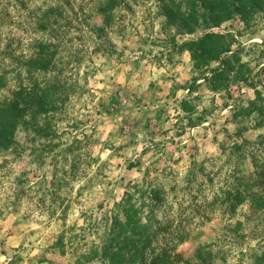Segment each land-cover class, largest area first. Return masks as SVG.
I'll list each match as a JSON object with an SVG mask.
<instances>
[{"label": "rangeland", "instance_id": "obj_1", "mask_svg": "<svg viewBox=\"0 0 264 264\" xmlns=\"http://www.w3.org/2000/svg\"><path fill=\"white\" fill-rule=\"evenodd\" d=\"M221 1L0 0V96L40 86L0 149V264H106L127 194L165 264H264V207L233 205L264 199V0ZM208 31L222 76L182 45Z\"/></svg>", "mask_w": 264, "mask_h": 264}, {"label": "trees", "instance_id": "obj_2", "mask_svg": "<svg viewBox=\"0 0 264 264\" xmlns=\"http://www.w3.org/2000/svg\"><path fill=\"white\" fill-rule=\"evenodd\" d=\"M204 1V0H202ZM215 4V6H214ZM224 4L223 1L213 0L212 9L210 8L209 14L211 18L216 19L217 5ZM194 8L191 7V13L189 16L194 15ZM46 14V13H45ZM48 20V19H46ZM45 20V21H46ZM42 28L45 29L47 25L44 20L40 19ZM224 34L220 32L208 31L199 40H189L182 45H187V49L191 54L192 59L196 66H199L203 61H216L222 62V67L214 70L216 76H222L227 67L223 61L221 55L229 50V42L225 41ZM52 47L51 42H39L36 46L38 53L45 56L48 48ZM42 57V56H41ZM227 56L226 58H229ZM54 59L51 56L49 59L44 60L42 57L38 61V72L45 73L49 68L52 70ZM5 76L0 74V89L5 86ZM50 83H46L44 86H50ZM30 90L25 92L23 84H20L16 89L11 91V96H0V149H6L13 142L14 135L23 127L24 124V112L28 105L34 107L36 100L38 99L39 83L32 82L30 84ZM50 88V87H49ZM25 102V105L23 103ZM257 124L264 126V110H260L258 114ZM253 184H250L245 189V194L239 193L234 199L237 205L243 201H249L251 205L257 208L264 207V199L262 196L256 197L252 191ZM246 191H248L246 193ZM134 204L131 203L130 197L127 196L122 200L120 215L115 216L112 219L109 227L105 231V240H103L100 246L99 257L106 264H165V260L170 257L167 253H160L155 251V246L152 244L157 233L162 231L161 229L154 230L148 224L143 222L136 216L137 209L133 208ZM200 255V254H198ZM263 256L259 254L255 256V261ZM166 258V259H165ZM257 264V262L255 263Z\"/></svg>", "mask_w": 264, "mask_h": 264}]
</instances>
